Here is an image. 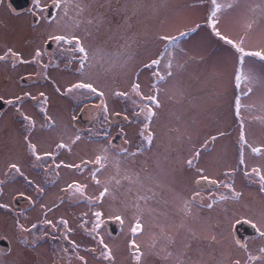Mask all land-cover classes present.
<instances>
[{
	"label": "snow or ice",
	"instance_id": "1",
	"mask_svg": "<svg viewBox=\"0 0 264 264\" xmlns=\"http://www.w3.org/2000/svg\"><path fill=\"white\" fill-rule=\"evenodd\" d=\"M239 2L240 0H230L227 3L218 2V0H200L201 4L207 3L208 11L203 24L194 23V26H188L187 12L196 5L178 4L156 24L151 41L156 50L148 55L145 61L140 58V54L147 44V40H142V37H147L149 26L140 21L138 17L147 13L146 19H155L159 14V7L156 3L148 4L145 0H123V2L115 0V3L113 0H32L30 15L37 22L44 21L50 25L54 24L55 30L40 37L42 44L32 49L30 59L24 58L21 52L12 47H6L3 54H0V63L10 64L12 69H15L17 65H39L41 71L36 75L45 81L50 80V70L72 71L76 77L74 81H69L65 85L51 81L55 93L60 96L72 95L76 99L80 97L88 100L93 97L98 99V104L90 106L97 109L103 117L102 126L108 121L110 115L109 96L130 100L134 106L133 121L140 125L137 130L139 143L133 148L132 141L125 138L123 145L117 146L113 143L114 138L109 139L110 132L105 129L91 134L93 138H103L92 140L98 145L92 158L81 159L79 163H68L63 160L57 162L60 150H67L71 153L73 146L81 142L83 136L80 134L67 136L65 127L60 131V139L55 143V149L42 150L38 133L59 129L58 121L49 115V95L44 91H39L38 95L31 91L14 92L7 97L0 95V103L15 109V113L21 118L24 130L23 144L27 156L32 161L31 167L40 168L46 174L50 171L54 174V180L49 183L55 182V178L60 175L58 170L61 168L74 170L81 175L85 170L89 172L85 179L73 180L60 188L61 193L65 195L60 198L58 204L49 207L40 203L43 216L38 222L25 226L18 218L15 219L16 235L20 238V243L24 245V248L12 264H38L29 252L35 251L37 242L41 238L49 236L52 239H62L67 242V246L60 248L59 251L54 250L56 254L52 264H60L61 260L65 264H72L73 258L78 261V264H89L86 256L79 254L80 243L70 238L76 229L70 226L69 221L63 217L55 221L48 218V214L54 208L66 202L77 204L84 202L90 208L97 209L91 212L93 218L91 221L82 219L78 225L93 242V246L85 247L84 251L93 257L96 264H118L120 246L109 244L101 234L106 221L105 213L99 208L106 197H110L111 201L116 204L115 208L109 209L110 218L118 222L121 229L128 221L130 239L126 243V250L130 257L129 264H147V256L158 257L159 252L156 251V245L161 239H164L167 245H176L175 235L179 234L180 229L186 233L184 240L181 241L182 246L177 247L175 251L169 250L166 246L163 249L162 259L171 260L172 264H206L203 259L192 260L188 256L192 247L191 242L201 240V236L192 227L193 223L205 225L203 230L208 234L203 236L204 240L209 241L210 244H223L229 248L228 252H221V259L216 264H253L258 260L264 264V246L258 249L260 255L257 256L253 255L248 246L238 239L229 242L228 238L221 233V238L218 240L217 234L211 232V226L206 224L207 218L201 215L205 211L211 213L217 206L226 205L229 202L240 203L244 198V192L236 187L235 177L238 173H242L249 185H257L258 192L264 194V165L249 167L245 156L246 150H249L254 156L264 158V144L257 146L249 142L244 118V113L251 112L257 107L264 112V43L255 47L248 46L249 34L253 30L254 21L247 23L244 33L238 37L227 34L221 26L223 14L237 7ZM129 3H131L130 14ZM106 7L110 15L104 11ZM53 9H55V14L52 12ZM251 11L264 12V7L256 4ZM137 23L142 24L143 29H136ZM105 25H108L106 29L108 40L116 42L111 51L105 47L107 41L100 42L99 40L101 30ZM205 27L219 41L229 46L235 57L231 69L232 93L228 106L238 126V137L235 141L237 165L227 168L221 174L225 179H222L221 175L215 177L210 175L205 164L206 157L212 156L215 151L217 141L226 140L232 135L228 127L217 126L214 132L205 134L199 140L193 139L194 135L200 136L199 131L195 130V119L189 122L191 130L186 128L183 132L175 127L167 128L165 131L156 127L166 102L182 103L188 97V89L181 78L189 62L195 58L188 55L183 43L186 38ZM261 41H264V36L261 37ZM53 43L57 47L54 52H50L49 48ZM46 54L47 62H45ZM62 57L66 59V63L64 59H61ZM137 61L139 64L136 63ZM61 64L64 65L63 69H61ZM256 65H259V70ZM145 70L150 74L147 91L142 88L140 82V76ZM97 73H102L104 79H101ZM227 73L228 70L225 67L224 71L217 73L215 78L221 79ZM29 78L31 77H20L22 80ZM118 80H130L129 90H121L116 86ZM257 92L260 96L259 105L255 101L244 102L251 100ZM28 101H37L39 104V113L44 120L39 128L36 118L23 110ZM88 106L85 105V108ZM124 118L128 119L127 116ZM72 119L75 121L76 117L73 116ZM256 119L264 123V117L258 116ZM177 133L178 135H174ZM120 134L127 137L123 130ZM173 143L181 147L174 148ZM184 152L187 154H182ZM145 153L153 154L154 160L151 167L149 159L152 157L145 156ZM141 157L143 159L138 160ZM109 168H113L114 173L102 180L100 175ZM4 175L7 179H0V197L4 195L6 183L15 180L16 176L24 177L27 183L34 187L39 198L46 193L45 187L25 176L22 165L18 162H8ZM189 179L195 187L191 188L190 192L178 191L177 186L186 185ZM89 180L94 187L100 189L98 195L87 194ZM204 183L213 185L217 189L222 188L224 191L219 195L209 194L205 202V197L198 190L204 186ZM165 192L181 202L180 211L184 219L179 224L175 235L165 232L162 225L153 222L156 220V209L152 205L162 202L167 204V201L158 199ZM26 199L32 206L38 202L31 196ZM0 209L11 212L9 204L4 202H0ZM222 210L225 213L228 212L227 207ZM19 215L26 216V213ZM82 216L87 218L89 213L84 212ZM234 219L236 224L250 225L260 240L264 241V212H261L258 217H245L243 220L235 217ZM89 223L91 227L88 226ZM41 225L51 231H44L37 236L35 231ZM156 228L160 229L159 233L154 231ZM56 233H59V236ZM229 234L231 235V232ZM144 235L150 237V242L138 243V238ZM233 246L237 251L243 252L246 259L233 257L230 254Z\"/></svg>",
	"mask_w": 264,
	"mask_h": 264
},
{
	"label": "rangeland",
	"instance_id": "2",
	"mask_svg": "<svg viewBox=\"0 0 264 264\" xmlns=\"http://www.w3.org/2000/svg\"><path fill=\"white\" fill-rule=\"evenodd\" d=\"M145 2L148 4L156 3L159 7V14L155 19H146L147 13H143L138 17L140 21H143L144 24L149 26L147 29V37H142V40H147V44L145 45V50H141L140 54V58L145 61L147 60V56L151 55L156 50L151 43L152 33L155 31L156 24L159 20L164 19L174 7L178 4L196 5V7L190 8L187 12V16L189 18L188 26H194V23L203 24L205 15L208 11L207 3L201 4L200 0H145ZM218 2L227 3L230 2V0H218ZM113 3H115V0H113ZM256 4H260L264 7V0H240L237 7L225 12L222 16V29L227 34L235 37L242 35L245 31L246 24L254 21L253 30L249 34L248 39L249 47H255L264 43V41H261V37L264 36V12L251 11V8ZM104 11L110 15L107 7ZM130 11L131 3H129V14ZM2 20V23H0V54H3L6 47H12L14 50L20 51L24 57L31 58L30 52L32 49L38 44H42L40 37L55 30L54 24H41L44 26L39 28L40 31L38 30L40 35L36 32L37 28L34 30L32 36L29 35L24 39L23 32H21L20 28L16 29V26L21 24L19 19H16L17 21L15 22H11V19L3 17ZM13 23L16 25L14 28L12 26ZM107 27L108 25H105L104 29L101 30L99 40L100 42L107 41L105 47L111 51L115 47L116 42L114 40H108V34L106 32ZM136 29H143V25L137 23ZM25 40H27L26 43ZM93 43H95V41ZM183 46L187 50L188 55L195 58L189 62L187 70L183 73L181 78L185 87L188 89V97L182 103L166 102L165 108L157 121L156 127H158L161 131H165L167 128L175 127L179 128L180 132H183L186 128L191 130L189 122L195 119V130L199 131L200 136L197 137L194 135V140L202 139L205 134L214 132L217 126L228 127V130L232 133V135L226 140L217 141L216 149L212 156L206 158L205 166L208 168L209 174L215 177L217 175H221L225 170H227V168L236 166L234 164L233 150L236 145L235 141L238 137V126L234 121L228 106V101L230 100L232 93L230 76L235 57L233 56L230 47L223 44V42L219 41L218 38L214 37L210 30L206 27L198 30L197 33L193 34L189 38H186ZM61 59H64L65 63L67 62L65 58L62 57ZM185 59H187V57H185ZM47 60L48 56L46 54L45 62H47ZM136 63L139 64V61ZM63 67L64 65L61 64V69H63ZM225 67H227L228 70L227 75L223 76L221 79H216V74L224 71ZM256 68L259 70V65H256ZM40 71V66L36 64H34L32 68L31 66L19 65L16 69L11 70L9 64L3 63L0 68V82L3 83L2 79H4L5 76L10 75L8 84L13 85L14 82L16 84V81L13 80L18 76L25 73H31L34 84L31 87L26 89L24 88L25 91H31L36 95H38L39 91H44L47 95H49V115L56 119L59 123V129L57 130L38 133V139L42 150H54L55 148L52 146L53 143L59 142L60 131L66 127L67 136L80 134L83 136V139L77 145L73 146L71 153L67 150H63L62 156L65 159L64 161L68 163H79L81 159L92 158L95 154V149L98 147V145L92 142V140H102L103 138L92 137L91 134L95 133L92 128V122L88 124L85 129L77 128V132H75L71 118L73 116L76 117V112L78 116L81 112L83 114V111L86 114V118H93L94 114H98L99 112L90 105L98 104L99 100L95 97L91 100L85 99L84 97L76 99L72 95L60 96L55 93L53 83L51 81H55L60 85H65L69 81H74L76 79L70 70H50V80H44L43 83L40 82L43 79L36 75V73ZM97 74L100 75L101 79H104L102 73ZM149 75V72L145 70L140 76V82L145 91H147V86L150 83ZM116 86H118L121 90H129L130 80H118L116 82ZM11 90H13V88H11ZM12 93L14 92L10 91L7 94L11 95ZM253 101L259 105L260 96L258 92L251 100H246L244 102L251 103ZM85 105L89 106L85 108ZM108 105L110 115L119 113L124 117H128V119L124 118L121 123H114L115 126L113 128V132L120 134L121 130H123V132L127 134V137L120 134L122 136L120 143L119 140L117 141L115 139L116 135H114L113 138L117 141V143H119L117 146L123 145L124 139L128 138L132 141V147L134 148L139 143L137 130L140 125L133 121L132 109L134 106L131 101L109 96ZM12 109L13 108L10 109L9 113L4 114L0 121V179H7L4 175L7 170V163L15 161L22 165V171L28 179L45 187L46 193L42 198H39L34 187L28 184L24 177L21 176H16L15 180L8 181L4 186V195L0 197V202L7 203L10 207H12V198L14 194L20 195L23 193L25 198L31 196L38 202L35 206H32L27 200V202H23L17 206L18 208L15 213L9 212L5 209H0V238L5 237L11 245L9 254L5 256L0 254V264H12L14 260L18 259V253L24 248V245L20 243V238L15 236V219L18 218L21 223L25 224V226H30L32 223L38 222L43 216V210L40 208V203H44L49 207H52L53 204H58L60 198L65 195L61 193L60 188L64 187L67 183H70L73 180H83L89 175L88 170H85L83 175H81L74 170L61 168L58 170L60 173L59 177L55 178V182L49 183L54 180V174L51 173V171L46 174L40 168L31 167L32 161L25 152L23 135L20 134L21 130L19 129V123L21 119L16 120L12 117ZM23 110L27 114L33 115L36 118L38 128L39 125L44 123L43 117L39 113L38 102L34 104H25ZM258 116L264 117V112H261L258 107L251 112L244 113L247 138L252 144H264V123L256 119ZM177 117H179V119H177ZM174 135H178V133ZM65 139H67V137H65ZM104 143L107 142L104 141ZM173 147L180 148L181 145L173 143ZM182 154L186 155L187 153L184 152ZM145 156L152 157L149 159V166L151 167L154 160L153 154L145 153ZM141 159H143V157L138 158V160ZM251 159H253V157H248V160H246L249 166L254 163ZM256 162L257 161H255V163ZM113 173L114 169L109 168L102 172L100 178L104 180ZM221 178L225 179L222 175ZM239 178L238 176L235 177L236 187L238 190L240 187ZM243 181V186H246L245 184L247 181L244 178ZM88 184L89 187L87 194L93 196L98 195L100 189L98 187H94L90 180L88 181ZM193 187H195V185L192 183V180L189 179L186 185H178L177 190L190 192ZM222 190V188H216L213 191H209V194L219 195ZM201 195L205 196L207 194L206 192H201ZM254 198L259 200L257 197ZM65 199H67L66 196ZM158 199L161 201H167V204H164L163 202L160 204L153 203L152 206L156 209V220L153 222L162 225L165 232L175 235L178 231L179 224L184 219V215L180 211L181 202L176 200L173 195L166 192L163 193L161 197H158ZM115 207L116 204L111 201V198L106 197L99 210H102L105 213L104 219L112 221L113 219L110 218L111 213L109 212V209ZM224 207L228 208L227 213L222 210ZM239 207H243V209H245V211L253 217H258L261 212H264L261 207L253 206L249 201L244 199L240 204L229 202L226 205L217 206L211 213L207 211L201 213L202 216L207 218L206 224L211 226L210 231L217 234L218 240L221 238L220 234L222 233L223 236L227 237L230 242L228 226H232L233 221L235 220L234 218L239 217ZM94 210L97 209L90 208L84 202H80L78 204L66 202L61 204L59 207L54 208L53 211L48 214V218L53 219L54 221L61 217L67 219L70 226L76 229V231L71 234L70 238L75 239L78 243H80L81 249L79 254L86 256L89 264H96V261L91 255L84 251V248L92 247L93 242L91 241V238L88 237L87 233L83 232L78 225L82 219H89V221H91L93 219L91 217V212ZM84 212L89 213L87 218L82 216ZM20 213H26V216L19 215ZM116 225L119 229L115 236H110L107 233L105 225L102 227L101 234L104 236L105 241L109 244H116L120 246L118 264H129L130 257L128 256L126 250V243L130 239L128 221L125 222L123 229H121V225L118 222H116ZM88 226L91 227V223H89ZM213 226H218L220 230H213ZM192 227L197 234L201 236V240L191 242L192 247L188 252V256H190L192 260L203 259L206 264H216V262L221 259V252H228L229 248L223 244H210L209 241L204 240L203 236L208 234L203 230L205 225L193 223ZM44 231L51 230L41 225L39 229L35 231V234L39 236ZM154 231L159 233L160 229L156 228ZM56 235L59 236V233H56ZM185 235L186 233L184 230L180 229L179 234L175 235L177 241L176 245H167L164 239L159 240L156 245V251L159 252V256H147V264H172L171 260L164 261L162 259L164 255L163 249L167 246L169 247V250L175 251L177 247L182 246L181 241L184 240ZM29 238L31 239L32 237ZM149 242L150 237L148 235L138 238V243L147 244ZM64 246H67V242L62 239H52L51 236L43 237L37 242L35 251H30L29 255L34 257L38 261V264H51L56 254L54 250L59 251V249ZM232 249L233 247L230 250V254L234 257ZM60 264H65V262L61 260ZM72 264H78V261L73 258Z\"/></svg>",
	"mask_w": 264,
	"mask_h": 264
},
{
	"label": "flooded vegetation",
	"instance_id": "3",
	"mask_svg": "<svg viewBox=\"0 0 264 264\" xmlns=\"http://www.w3.org/2000/svg\"><path fill=\"white\" fill-rule=\"evenodd\" d=\"M31 7H32V0H2V2H0V12L2 13V14L0 13L1 14L0 15V23H2L3 17H7V18L11 19V22L12 21L15 22L19 19L21 21V24L16 26L13 23L12 26H13V28L16 26V29L20 28L21 32H23V38L24 39L26 37H28L29 35L32 36L34 30L37 28L38 29L36 32L40 35L39 28L44 26L41 24H45V23L48 24V23L44 22V21L37 22L36 19L32 15H30V13H29V9ZM52 12H53V14H55V9H53ZM26 41L27 40H25V43H26ZM56 47L57 46L54 43L51 44L49 51L54 52V50H56ZM24 58L30 59L28 57H24ZM1 64H3V63H0V68H1ZM18 66L19 65H17V67ZM25 66H31V68H32V66H34V64H29V65H25ZM10 69L14 70V69H12L11 65H10ZM9 76L10 75L5 76V78L2 79L3 83L0 82V95H5L6 97L10 96V94L9 95L7 94L10 91H13L15 93H22L23 91H25L26 88L31 87L34 84L31 73H25V74L18 76L16 79L13 80V81H16V84L14 82L13 85L8 84L9 83L8 80L10 79ZM22 76H30L31 78H29L27 80H22V79H20V77H22ZM40 82L43 83L44 80H41ZM11 88H13V90H11ZM28 103L34 104V103H37V101H28L26 104H28ZM10 109H11V107L9 105L4 104V103H0V121H1V118L4 114L9 113ZM11 114L13 115L12 117H14V119H16V120L21 119L15 113V109H12ZM85 115L86 114L83 111L82 119L86 121L85 128L88 124H90L92 122V124H93L92 128L95 132L103 131L106 129L107 131L110 132L109 139H113L114 135H116V137H117V135H119L120 136L119 143L121 142L122 136L118 133L113 132V128L115 126L114 125V118H113L114 114H111L108 117V121L105 122L103 124V126L101 124L103 117L99 113L98 114L95 113L93 118H86ZM72 124H73V129L75 130V132H77V112H76V120L73 121V119H72ZM19 129L21 130L20 134L24 135V130H23L21 121L19 123ZM116 137H115V139H116ZM115 139H113L114 144L117 143V141L114 142ZM119 143H117L115 145H118ZM254 145L259 146L262 144H254ZM52 146H54V148H55V143H53ZM233 151H234L233 152L234 164L237 165V146L236 145H235ZM62 153H63V150H60V153H59L58 158H57V162H59L60 160H63V161L65 160L62 156ZM245 156H246V160H248V157H253V159H251V161H254V163L252 165H250L249 167L255 166V165H264V158L254 156L249 150H246ZM255 161H257V162L255 163ZM237 176H238V178L240 177L239 178V186H240L239 190H242L244 192V198L240 201V203H242L243 200L246 199L247 201H249L251 203V205L256 206V207H261L264 210V194H261L258 192V190H257L258 186L257 185H249L247 182L245 184L246 186H243L244 181H243L242 173H238ZM242 181H243V183H242ZM214 189H216L215 186L204 183V186L202 188H199L198 190L201 192H206L207 195H205L204 197H205V202H207V197L209 195V191H213ZM223 191H224V189L222 190V192ZM17 195H19V194H14L13 198H12V207H10V209H11V212H13V213H15L16 209L18 208L13 203L14 198ZM254 197H257L259 200H256V198H254ZM239 209H240L239 210V218L241 220H243L245 217H253L249 213H247L245 211V209H243V207H239ZM213 230L219 231L220 228L218 226H213ZM14 232H15V236H17L15 228H14ZM230 232H231V235L229 234ZM228 235H229L230 242L233 239H238L242 243H244L248 246L249 251L253 255H257V256L260 255L258 252V249L260 247L264 246V241L260 240V238L257 236L255 230L253 228H251L250 225H248L246 223L236 224L235 220H234L232 226H228ZM2 238L7 240L5 237H1L0 239H2ZM7 242H8V251L6 253L0 252V254L3 256L9 254V252L11 250V245L9 244L8 240H7ZM232 250L234 253V257H241L242 259H246V255L243 252L237 251L234 248V246H233ZM259 263H261V261H259V260L253 262V264H259Z\"/></svg>",
	"mask_w": 264,
	"mask_h": 264
},
{
	"label": "water",
	"instance_id": "4",
	"mask_svg": "<svg viewBox=\"0 0 264 264\" xmlns=\"http://www.w3.org/2000/svg\"><path fill=\"white\" fill-rule=\"evenodd\" d=\"M113 118H114V123L118 124V123H121L123 121L124 116L120 115V114L119 115L114 114ZM85 125H86V121L82 119V112H81L77 116V128L83 129V128H85ZM119 139H120V136L117 135L116 140L118 141ZM116 140H114V142H116ZM23 202H27V199L22 195H17L13 201L15 206H19ZM105 221H106L105 226L107 228L108 234L110 236H115L118 232V227L116 225V222H114L113 220L112 221L114 223L111 220H105ZM7 251H8V242H7V240L2 238V239H0V252L6 253Z\"/></svg>",
	"mask_w": 264,
	"mask_h": 264
}]
</instances>
